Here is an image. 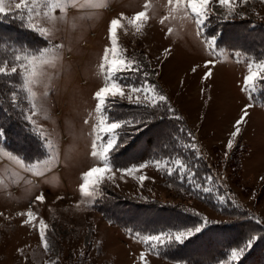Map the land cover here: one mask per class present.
<instances>
[{"label": "rangeland", "instance_id": "rangeland-1", "mask_svg": "<svg viewBox=\"0 0 264 264\" xmlns=\"http://www.w3.org/2000/svg\"><path fill=\"white\" fill-rule=\"evenodd\" d=\"M16 2L18 0H4L8 14L21 19L32 31L34 26L44 27L51 35L45 39L35 31L45 40L44 46L33 51L30 44H24L23 47L13 46L12 50L28 49L37 53L47 47L57 54V59L44 67L40 82L32 86L34 99L25 91L18 95V108L23 111L27 131L43 154L33 153L31 156L35 159L26 161L10 150L5 137L0 136V264H140L141 251H146L148 264H190L148 253L142 243L133 238V233L140 231L107 219L98 206L99 201L107 198L104 194L107 191L116 193L122 202L126 199L154 201L163 206L181 207L200 217L202 222L206 218L208 225L230 219L204 201H211L219 209H224L230 201L264 226V87L258 86L253 99H247V94L241 92L246 75L245 57L241 56V62H237L235 56L237 51L244 52L237 46L228 47L223 40V44H217V37L222 35L212 32L216 24L260 31L264 28V3L249 0L237 7L236 14L229 19H223L225 9L214 5L210 21L198 35L194 21L184 19L182 13L175 18L169 16L163 25L160 23L169 15L168 0H77L78 6L70 4L64 12L56 10L49 17L43 15L48 9L40 7L41 15L31 19L27 14L21 18L14 7ZM146 3L150 5V19L142 32L136 33L123 21L124 27L118 30V42L126 49L128 57L141 58L148 71L159 74L152 77V83L168 97L170 106L185 125L178 123V130L168 140L163 134L156 137L154 151L145 147L144 155L135 151L126 162L115 164L126 167L149 163L148 167L133 176L107 173L113 178L105 179L95 200L86 198L81 202L78 190L81 174L98 165L90 155L93 125L98 119L93 95L103 85L99 66L104 49L109 46L108 25L120 13L131 17L143 11ZM169 28L173 31L166 35ZM213 34H216L215 53L204 43L212 39ZM56 45L59 49L54 47ZM165 49H171V53H166ZM213 59L216 60L213 77L202 80L208 70L204 62ZM193 67H197L195 73ZM118 79L125 84H135L140 78L124 73ZM117 102L137 105L127 99L116 98ZM247 103L253 106L248 109L246 122L240 125L233 148L228 150L226 145L235 130L233 125ZM33 104L36 105L35 116L30 115ZM85 120L89 122L86 124ZM135 133L129 130L125 144ZM189 133L200 158L185 147L192 142ZM143 137L135 138L131 145L140 147ZM169 158H179L190 166L194 174L191 184L181 183L182 177L167 176L150 163ZM201 161L208 172L200 166ZM138 175L147 177L143 186L134 178ZM208 177H212L213 182L208 183ZM197 183L212 191L194 190ZM40 194L45 195L43 203L36 201ZM220 195L225 197L222 203L218 199ZM30 205L38 218L36 228L22 227L25 217L17 215L29 210ZM39 219L49 226L46 235L51 248L48 252L40 243Z\"/></svg>", "mask_w": 264, "mask_h": 264}, {"label": "snow or ice", "instance_id": "snow-or-ice-1", "mask_svg": "<svg viewBox=\"0 0 264 264\" xmlns=\"http://www.w3.org/2000/svg\"><path fill=\"white\" fill-rule=\"evenodd\" d=\"M260 2L264 3V0H260ZM247 3H249V0H168L170 8L169 15L164 16L160 20V23L163 25L165 21L169 19V16L175 18L176 14L182 13L184 19H191L194 21L199 35L203 26L210 21L214 5H219L220 8L225 9L226 14L223 16V19H229L234 17L237 7ZM70 4L77 5V0H18V2L14 3V7L21 18L27 14L31 19L41 15L39 11L40 7L48 9V11L43 12V15L49 17L50 13H54L56 10L64 12L66 7ZM149 8L150 5L146 3L143 11L136 12L131 17H127L123 13H120L118 18H113L109 22V46L105 47L102 61L99 66L103 74V85L99 87L93 95V99L96 101L94 111L98 119L93 125L94 138L90 155L98 161V165L89 168L81 174V183L78 189L82 197L81 202H84L86 198L92 201L95 200L97 195L101 192V185L105 179L111 180L113 178L112 176H108L107 173L120 172L121 176H133V174L139 173L149 166V163H140L138 165L119 167L113 163L112 153L128 140L129 130L139 131L140 126H147L148 123L147 117H134L132 119L113 118L111 115L107 114L108 110L115 106L116 98L121 100L127 99L129 102L135 101L138 106H143L145 109L150 108L159 110L160 108H164L165 111L176 120L181 119L170 106L168 97L163 94L158 85L152 83V77L159 74L148 71L141 58L136 56L128 57L126 55V49L122 48L118 42V30L124 27L122 24L123 21H127V25L134 29L136 33L142 32V29L150 19L148 16ZM7 14L8 11H6L4 7V0H0V15ZM33 30L37 31L45 39L51 35L50 30L44 27L34 26ZM172 31L173 29L169 28L166 35L171 34ZM204 43L213 53L216 52L214 34L212 39L204 40ZM54 47L59 49L60 46L56 45ZM165 52L170 54L171 49H165ZM235 56L237 62H241V56L245 57L243 62L246 63V75L243 76L241 92L247 94V99L251 101L254 93L258 90V86L264 87V58L247 57L246 54L240 51H237ZM56 59L57 54L53 53L52 50L47 47L39 49L37 53H33L28 49H24L23 51L14 50L11 58H0V79L12 76H19L22 79V84L13 85L16 90L10 93V103L13 107H19L18 93L20 91L27 92L29 96L34 99L32 86L40 82V78L44 75V67L53 64ZM204 66L208 70L204 73L202 80L211 79L214 75L213 69L216 67V60H207L204 62ZM196 71L197 67H193L192 72L195 73ZM124 73L136 74L140 78L139 82L135 84H125L121 82L118 77ZM9 83L12 84V81L10 80ZM252 106V103H247L241 109L242 115L235 121L233 125L235 130L231 133V139L226 145L228 150L233 148V142L240 133V125L246 122V117L249 115L248 109ZM35 107L36 105L33 104V110L30 112L31 116L36 115L34 110ZM88 122V120H85L86 124ZM180 131L183 132L184 129H180ZM2 135H4V133L0 132V136ZM188 135L192 142L185 145L186 149L191 150L194 154H197V158H200L198 155L199 149L196 146L194 138L191 137L190 133ZM9 155L12 154L10 153ZM150 163L158 171H163L169 177L176 176L178 179L182 177L181 183L187 182L191 184L194 180V174L190 172V166L179 158H169L168 160L157 159ZM37 174L42 175V173ZM134 178L137 179L141 186H143L147 179L145 175H138ZM207 182H213V178L208 177ZM201 189L205 193L212 191L210 187H206L199 183L194 185V190L199 191ZM218 199L222 203L225 197L220 195ZM36 201L43 203L45 201V195H38ZM31 207L30 205L29 210L17 213V215L25 217L22 221V227H37L35 221L38 218L31 210ZM209 223L210 222L204 218L202 223L186 227L183 230L176 229L148 234L135 232L133 233V238L136 239L137 242L142 243L148 253H154L159 256L162 248L171 247L173 244H184L185 241L201 233ZM48 227L49 226L43 219H39L37 230L40 243L46 252L50 251L51 248V242L46 235ZM256 239V236H252L241 246L233 248L228 259L230 261H239L245 251L253 246ZM139 261L140 264H148L146 251L140 252ZM53 264H55V262H53Z\"/></svg>", "mask_w": 264, "mask_h": 264}, {"label": "trees", "instance_id": "trees-1", "mask_svg": "<svg viewBox=\"0 0 264 264\" xmlns=\"http://www.w3.org/2000/svg\"><path fill=\"white\" fill-rule=\"evenodd\" d=\"M216 25L214 27L216 31L212 28V32L222 35L217 37V44H223V40L228 47L237 46L236 48L246 54L259 58L264 57V28L257 31L256 29L246 30L240 26ZM45 43L42 37L29 29L21 19L15 18L13 14L0 15V58H9V54L13 52V46L23 47L24 44H30L34 51L36 48L44 46ZM144 65L147 67L145 61ZM19 79V76L0 79V130L4 133L6 146L20 154L24 160L31 161L35 159H32L31 154L42 155L43 153L34 137L27 131L28 127L25 124L23 111L18 107H13L10 103V93L16 90L13 85L19 84ZM10 80L12 84L9 83ZM114 107L108 110V114L112 117L116 114V117L113 118L147 117L148 120L147 126H140L139 131L130 129L136 133L130 135V141L127 144L124 143L112 153L114 164L126 162L129 157L134 156L135 151L144 155L145 147L154 151L156 137L163 134L162 136L168 140L173 132L178 130V123L185 125L183 121L175 120L164 108L145 109L143 106L124 102H117ZM141 136H144L140 143L141 146L133 147L131 143L135 138L138 139ZM200 166L205 169V172H208V168L202 161ZM168 182L175 185L172 180H168ZM104 194L107 198L99 201L98 206L105 217L117 225L136 231L148 234L176 229L183 230L202 222L200 217L181 207L163 206L154 201V203L149 201L134 202L126 199L122 202L121 197H117L113 191H107ZM110 196L116 197L119 201ZM204 202L220 210L230 220L210 224L201 233L185 241L184 244H173L171 247L162 248L160 255L171 261H183L190 264H264V226L255 219L249 218L242 208L232 205L230 201L226 203L224 209H219L211 201L205 200ZM252 236L257 237L253 246L245 251L239 261H230L228 257L231 250L241 246Z\"/></svg>", "mask_w": 264, "mask_h": 264}]
</instances>
